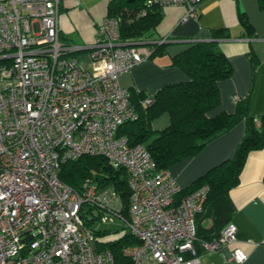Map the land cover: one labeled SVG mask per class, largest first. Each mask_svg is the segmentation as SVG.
I'll list each match as a JSON object with an SVG mask.
<instances>
[{"label":"built area","instance_id":"1","mask_svg":"<svg viewBox=\"0 0 264 264\" xmlns=\"http://www.w3.org/2000/svg\"><path fill=\"white\" fill-rule=\"evenodd\" d=\"M201 1L147 4L184 6L186 21ZM67 2L81 0H0V264H114L109 251L94 247L86 207L100 224L119 221L135 239L123 249L130 264H200L195 216L207 188L179 198L175 177L157 169L144 146L117 136L137 119L119 78L149 60L154 46L121 41L108 16L92 44L67 43L59 28ZM153 103V94L142 101ZM82 156L126 171L127 205L111 186L86 179L72 189L59 181L61 164ZM235 235L229 223L200 247L228 249ZM246 260L241 250L230 252L233 264Z\"/></svg>","mask_w":264,"mask_h":264},{"label":"trees","instance_id":"2","mask_svg":"<svg viewBox=\"0 0 264 264\" xmlns=\"http://www.w3.org/2000/svg\"><path fill=\"white\" fill-rule=\"evenodd\" d=\"M149 1L152 0L109 2L106 16L117 20L121 41H151L152 32L160 23L161 11L158 5L147 4ZM259 6L264 9V0H259ZM240 23L247 30L250 29L245 17H240ZM223 38H227V35L219 32L212 35L213 40ZM153 46L154 52L150 58L161 49L158 44ZM215 46L216 42L193 43L175 56L172 66L178 67L187 80L160 88L153 94L154 103L150 107L142 105L147 94L135 95L129 91L137 119L123 124L117 131V136L126 138L130 146H144L157 169L167 170L173 175L174 167L185 160L193 159L210 142L228 133L239 123H245V136L233 157L209 169L188 187L182 188L179 194L181 198L201 187L207 188L202 209L195 216L197 254L200 251L206 253L200 247L201 242L215 241L230 223L236 212L229 197L230 191L239 185L248 155L264 148V114L258 117L249 114L247 96L236 101L233 113L212 115V111L220 104L219 84L228 80L232 74L226 57ZM162 115L168 116V126L160 131H153L152 122ZM255 120L259 122V126L255 125ZM58 179L72 189H79L86 179L101 187L111 186L127 205L129 191L126 171L113 168L101 156H82L62 163ZM86 208L84 215L89 213L92 218L86 221L84 217V221L93 236L96 251H109L114 264H130L123 256V249L135 244V239L127 232L118 241L101 242L100 238L109 232L94 230L98 217L94 208Z\"/></svg>","mask_w":264,"mask_h":264},{"label":"crops","instance_id":"3","mask_svg":"<svg viewBox=\"0 0 264 264\" xmlns=\"http://www.w3.org/2000/svg\"><path fill=\"white\" fill-rule=\"evenodd\" d=\"M110 1L81 0L79 7L67 2L59 15L61 36L76 34L81 43L73 44H92L95 28L106 16ZM160 11V23L149 42L150 46L160 45V52L123 74L119 78L121 87L135 95L154 94L166 85L184 82L186 75L172 66V59L193 43L216 42L215 47L226 57L232 74L219 84L220 104L212 115L233 113L236 101L244 96L249 98V114L263 115L264 9L259 0H202L186 21L182 20L186 14L184 6H163ZM241 16L250 29L242 26ZM216 32L227 38L213 40ZM168 123V116L162 115L151 125L154 131H160ZM244 136L245 123L241 122L210 142L196 157L174 167L172 173L177 183L186 188L212 167L233 157ZM229 197L236 209L230 221L236 227V241L228 249L200 251V264H233L230 252L234 249L247 256L243 264H264V148L248 155L239 185L230 191Z\"/></svg>","mask_w":264,"mask_h":264},{"label":"rangeland","instance_id":"4","mask_svg":"<svg viewBox=\"0 0 264 264\" xmlns=\"http://www.w3.org/2000/svg\"><path fill=\"white\" fill-rule=\"evenodd\" d=\"M80 5L82 4L77 3L78 7ZM62 39L70 44L71 43H81L80 38H77L76 34L62 37ZM151 129L153 130L152 125H151ZM94 230L98 232H109L105 237L100 238L101 242L103 243H112V242L118 241L119 239H121L127 234V231L123 229L122 224L119 221L116 222L114 225H102L96 221L94 224Z\"/></svg>","mask_w":264,"mask_h":264}]
</instances>
